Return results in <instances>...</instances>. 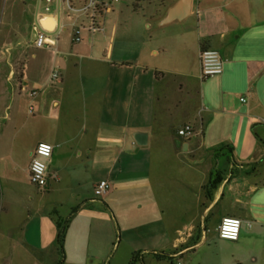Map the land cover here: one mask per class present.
<instances>
[{"label":"crops","instance_id":"obj_1","mask_svg":"<svg viewBox=\"0 0 264 264\" xmlns=\"http://www.w3.org/2000/svg\"><path fill=\"white\" fill-rule=\"evenodd\" d=\"M175 1L160 0L119 43L104 23L101 38L49 37L55 45L10 71L16 85H0L3 264H59L58 234L70 217L63 264H130L137 253L138 264H264V0H193L184 24L148 34V20ZM40 16L54 21L41 29L56 33L58 17ZM203 48L224 60L223 74L206 81ZM185 126L194 138L179 137ZM136 132L148 134L146 146ZM43 143L54 150L39 189L30 164ZM227 145L233 154L220 159L222 182L211 189L212 150ZM186 154L199 161L185 159L191 167L203 165L190 167L200 181L157 185ZM102 181L112 189L97 196ZM225 217L242 221L237 241L219 237Z\"/></svg>","mask_w":264,"mask_h":264},{"label":"rangeland","instance_id":"obj_2","mask_svg":"<svg viewBox=\"0 0 264 264\" xmlns=\"http://www.w3.org/2000/svg\"><path fill=\"white\" fill-rule=\"evenodd\" d=\"M159 1L113 0L110 2V0H104V3L111 10L101 16L99 15L98 21L105 25L106 38L109 39L110 37L111 41L112 38L116 37L119 43L124 36L131 34L134 30L143 29L144 18L150 14H154L153 12ZM48 6L50 8L49 11L46 10ZM40 12L52 13L58 17L59 28L57 32L46 33L48 37L55 40L65 41L70 39L74 32L75 24L85 25L86 27L90 25L85 15L80 12H72L62 0H52V3L49 5L46 3V0H0V85H16L17 81L10 82L7 80L10 71L16 66L22 67L24 64H27L32 60L33 54L41 51V49H37L34 46L30 36L32 23L35 21V24L39 26L36 15ZM64 28L66 29L65 31L63 30ZM38 29L40 32H44L40 26ZM93 37L101 38L104 35L98 33L95 36L93 35ZM110 55H112L111 51ZM197 90L200 91V88ZM196 96L198 97V95ZM161 145L163 149H167V145ZM185 159L191 160L192 155H184V165L168 163V171L165 173V178L163 179V176L161 178L159 175L156 176V184L160 185V182L163 181L168 187L167 190L170 191L169 187L173 186V188H177L186 180L199 182L201 178L200 174L190 169L191 166L189 163H186ZM202 166L197 165L191 168L200 170L203 168ZM210 228L214 230L213 227ZM211 245L212 248L215 247L213 243ZM1 255L2 253L0 252ZM13 263L21 264L20 262ZM0 264H3V262L0 261ZM24 264L27 263L25 262Z\"/></svg>","mask_w":264,"mask_h":264},{"label":"built area","instance_id":"obj_3","mask_svg":"<svg viewBox=\"0 0 264 264\" xmlns=\"http://www.w3.org/2000/svg\"><path fill=\"white\" fill-rule=\"evenodd\" d=\"M67 4L68 8L72 12L82 13L87 17L90 22L89 27L85 25H74L73 38L75 43H79L83 40V33L97 34L104 31L102 23L98 21L99 15L101 16L110 8L104 3V0H62ZM113 0H110L112 2ZM117 1V0H115ZM49 5L52 0H46ZM78 4V5H76ZM49 6L46 8L49 11ZM46 31L38 32L37 37L34 40V46L38 49L49 48L55 45V41L51 40ZM200 78L202 81L216 78L224 72V60L221 53L216 49L203 48L200 51ZM52 79L59 81V72L56 70ZM245 103L246 99H242ZM179 137L190 140L196 136L194 129L191 126H185L178 131ZM47 151H42V149ZM53 146L49 144H39L33 153V158L30 164V180L31 183L39 189H45L48 186V160L53 154ZM112 189L111 184L108 181H102L95 187V194L97 196H104ZM242 221L234 217H225L222 219L218 226V234L222 240L237 241L240 237ZM181 264V263H177Z\"/></svg>","mask_w":264,"mask_h":264},{"label":"water","instance_id":"obj_4","mask_svg":"<svg viewBox=\"0 0 264 264\" xmlns=\"http://www.w3.org/2000/svg\"><path fill=\"white\" fill-rule=\"evenodd\" d=\"M192 2L193 0H176L171 5H169L165 11L162 13L161 16L148 20L147 27H148V34L156 32L158 30L167 28L174 24H184L186 20L191 16L192 13ZM46 21L54 22L51 18L40 16L38 23L39 26H43ZM38 25L34 26L33 28V37L34 39L38 35ZM134 140L138 146H146L148 144V134L144 132H136L134 134ZM182 143L179 141L178 145ZM189 144L183 145V150L185 153L188 152ZM231 156V155H228ZM227 158V155L224 156V159ZM192 164L199 163L198 160H189ZM222 168V160L217 161V165L215 167L214 175Z\"/></svg>","mask_w":264,"mask_h":264},{"label":"trees","instance_id":"obj_5","mask_svg":"<svg viewBox=\"0 0 264 264\" xmlns=\"http://www.w3.org/2000/svg\"><path fill=\"white\" fill-rule=\"evenodd\" d=\"M178 141L183 142V140L181 139H176L175 143L177 144ZM233 154V147L231 146H222L219 148H215L212 150V155L214 157V159H218L220 160L221 158H223L226 155H232ZM214 171L211 173L210 179H209V183L211 185V189H215L217 187L218 184H220L222 182V171L219 170L215 175H214ZM78 210L77 208H74L72 211V215L75 214ZM70 220L71 217L68 218L63 226L61 227L59 234H58V251L61 257V261L59 262V264H63L64 263V258H65V249H64V245H65V239H66V232L67 229L69 228V224H70ZM155 257L159 260V261H166V260H170L171 256L170 254L164 253V252H158L155 253ZM141 260L140 254L137 253L134 258L132 259L130 264H138ZM143 264V263H141Z\"/></svg>","mask_w":264,"mask_h":264},{"label":"snow or ice","instance_id":"obj_6","mask_svg":"<svg viewBox=\"0 0 264 264\" xmlns=\"http://www.w3.org/2000/svg\"><path fill=\"white\" fill-rule=\"evenodd\" d=\"M42 151H45V152H46V151H47V149H46V148H45V149H42Z\"/></svg>","mask_w":264,"mask_h":264}]
</instances>
